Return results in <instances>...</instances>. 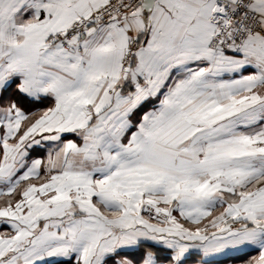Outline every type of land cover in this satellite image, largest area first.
Returning a JSON list of instances; mask_svg holds the SVG:
<instances>
[{
  "label": "snow or ice",
  "instance_id": "obj_1",
  "mask_svg": "<svg viewBox=\"0 0 264 264\" xmlns=\"http://www.w3.org/2000/svg\"><path fill=\"white\" fill-rule=\"evenodd\" d=\"M0 264H264V0H0Z\"/></svg>",
  "mask_w": 264,
  "mask_h": 264
}]
</instances>
